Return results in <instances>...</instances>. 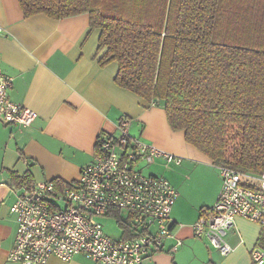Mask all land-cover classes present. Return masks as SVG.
<instances>
[{
	"label": "crops",
	"instance_id": "0c3cea01",
	"mask_svg": "<svg viewBox=\"0 0 264 264\" xmlns=\"http://www.w3.org/2000/svg\"><path fill=\"white\" fill-rule=\"evenodd\" d=\"M0 26V66L12 78L9 98L36 112L28 127L0 122V264H18L7 255L16 229L10 206L20 184L55 181L61 186L76 181L92 161L98 138L115 136L116 124L124 117L130 119L132 138L180 158L165 177L178 193L169 218L182 246L171 252L174 240L167 239L165 247L142 264H252L251 249H264V228L255 222L235 219L225 237L232 250L225 256L193 236L199 210L212 206L219 193V170L185 141L184 131L169 127L161 102L150 105L115 83L118 64H100L105 48L98 51L100 30L90 27L87 13L61 19L25 17L17 0H0ZM158 162L163 160L145 168L160 167ZM47 264L98 263L76 255L68 261L51 257Z\"/></svg>",
	"mask_w": 264,
	"mask_h": 264
},
{
	"label": "trees",
	"instance_id": "16d2710c",
	"mask_svg": "<svg viewBox=\"0 0 264 264\" xmlns=\"http://www.w3.org/2000/svg\"><path fill=\"white\" fill-rule=\"evenodd\" d=\"M17 1L25 17L87 13L118 86L161 102L213 166L264 173V0Z\"/></svg>",
	"mask_w": 264,
	"mask_h": 264
},
{
	"label": "built area",
	"instance_id": "2783aa9c",
	"mask_svg": "<svg viewBox=\"0 0 264 264\" xmlns=\"http://www.w3.org/2000/svg\"><path fill=\"white\" fill-rule=\"evenodd\" d=\"M2 31L0 26V35ZM11 87L12 78L0 66V122L28 127L36 112L13 102L9 98ZM129 127L130 119L121 118L115 136L98 138L92 161L82 168L76 181L61 186L55 181L20 184L10 206L16 229L8 260L47 264L51 257L68 261L82 255L98 264H142L146 257L161 251L167 239L174 240L171 252L182 246V241L174 238L169 218L178 197L176 189L164 175H145L137 169L142 161L150 165L162 159L167 167L178 165L180 158L132 138ZM22 160L27 166L32 163L25 157ZM218 170L219 193L212 206L199 210L192 233L225 256L232 250L225 237L237 217L264 228V173L227 167ZM119 211H126L134 220L128 238L107 235L100 221ZM250 257L252 264H264V249L255 246Z\"/></svg>",
	"mask_w": 264,
	"mask_h": 264
},
{
	"label": "rangeland",
	"instance_id": "374dc122",
	"mask_svg": "<svg viewBox=\"0 0 264 264\" xmlns=\"http://www.w3.org/2000/svg\"><path fill=\"white\" fill-rule=\"evenodd\" d=\"M158 165L160 167L155 166L152 168V170H149V168L146 167V163L144 161L139 162L137 169H142L144 174H149L152 173L153 175H164L168 177V170H173V166L169 165L167 167H164L162 162H158ZM102 218V224H103V229L104 232L113 237V238H119L121 234V228L118 224V222H125L129 223V226L134 225V220L132 217L129 219V214L126 211H119V214H111L109 216L105 215ZM208 264H211L209 261L207 262Z\"/></svg>",
	"mask_w": 264,
	"mask_h": 264
}]
</instances>
